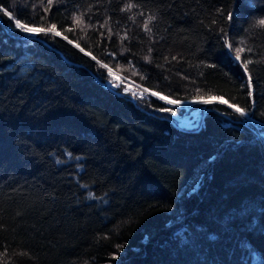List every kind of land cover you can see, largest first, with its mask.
<instances>
[{
	"label": "trees",
	"instance_id": "16d2710c",
	"mask_svg": "<svg viewBox=\"0 0 264 264\" xmlns=\"http://www.w3.org/2000/svg\"><path fill=\"white\" fill-rule=\"evenodd\" d=\"M261 19L264 0H0V264H264Z\"/></svg>",
	"mask_w": 264,
	"mask_h": 264
},
{
	"label": "bare ground",
	"instance_id": "6f19581e",
	"mask_svg": "<svg viewBox=\"0 0 264 264\" xmlns=\"http://www.w3.org/2000/svg\"><path fill=\"white\" fill-rule=\"evenodd\" d=\"M113 76H115L116 79L121 80L120 84H122V85L124 86L123 88H124L126 91L131 92L132 96L134 95V96H137V97H144V96H146V94L154 95V93H155L154 96H156V97H158V98L163 97L164 100H167L165 96L160 95L159 93H156V92H154L153 90H149V89H147V88H145V87L139 85L138 83L128 81V80H126V79H127L126 77H124V76H122V75H120V74H118V73L115 74V75H113ZM122 79H123L124 81H122ZM131 88L136 89V90H138V91L133 92V91H132L133 89L131 90ZM187 102H195V100L187 101ZM181 103H182V102H181Z\"/></svg>",
	"mask_w": 264,
	"mask_h": 264
},
{
	"label": "snow or ice",
	"instance_id": "6c2138e0",
	"mask_svg": "<svg viewBox=\"0 0 264 264\" xmlns=\"http://www.w3.org/2000/svg\"><path fill=\"white\" fill-rule=\"evenodd\" d=\"M6 14L9 15V17L11 18V13L6 12ZM232 18H233V14H232L231 12H229L228 15H227V19H228V20H231ZM15 24H16V27H17V28H21V29H23L25 32L33 33L34 31H36L35 29H33V28H29L27 25L22 24L21 21H20L19 19H16V20H15ZM257 24H258L259 26H264V19L259 20V21L257 22ZM145 27H147V26L145 25ZM41 31H43V30H41ZM56 34L59 35V33H56ZM229 49L231 50V45H229ZM81 51H83V49H81ZM239 51H240V50H236L235 58H236L237 60L240 59ZM93 59H95V58L93 57ZM245 69H247V65H246V64H245ZM154 95H155V93H154ZM161 99H163V97H161ZM168 102H169V103H175V101H168ZM229 107H233V106H232V105H229ZM163 110H166V109H163ZM235 111L238 112V113H240L241 116L246 115V112H245L243 109L239 108V107L235 108ZM68 155L71 156V153H69ZM76 159H79V157H77ZM58 162H59V161H58ZM89 195L91 196L92 194L90 193Z\"/></svg>",
	"mask_w": 264,
	"mask_h": 264
},
{
	"label": "rangeland",
	"instance_id": "374dc122",
	"mask_svg": "<svg viewBox=\"0 0 264 264\" xmlns=\"http://www.w3.org/2000/svg\"><path fill=\"white\" fill-rule=\"evenodd\" d=\"M33 29H35L36 31H34L33 33H30V34H32V35L35 34V33L38 31L37 28H33ZM112 80H113V81H116V82H117V81H121V80H119V79H116L115 76H114V78H113ZM122 81H124V80L122 79ZM132 89H133V88H131V90H132ZM132 91H133V92H136V91H138V90L133 89ZM179 103H180V102H179ZM191 103H192V102H186V101H185V102H182V103H180V104L186 106V105H189V104H191ZM196 112H197V111H193L192 113L195 115ZM185 119H187V121L190 123V122L194 121V119H196V117L193 116V117L190 118V119L186 117ZM195 122H196V120L194 121V123H195ZM261 134L264 135V132H261Z\"/></svg>",
	"mask_w": 264,
	"mask_h": 264
}]
</instances>
